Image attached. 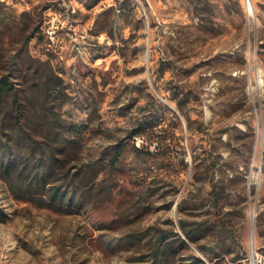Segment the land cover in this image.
<instances>
[{"label": "rangeland", "instance_id": "374dc122", "mask_svg": "<svg viewBox=\"0 0 264 264\" xmlns=\"http://www.w3.org/2000/svg\"><path fill=\"white\" fill-rule=\"evenodd\" d=\"M249 2L0 0V76L66 190L40 206L0 175V264H150L180 219L247 264L253 230L264 264V0Z\"/></svg>", "mask_w": 264, "mask_h": 264}, {"label": "trees", "instance_id": "16d2710c", "mask_svg": "<svg viewBox=\"0 0 264 264\" xmlns=\"http://www.w3.org/2000/svg\"><path fill=\"white\" fill-rule=\"evenodd\" d=\"M19 95L13 82L7 76H0V128L8 121L12 127L0 139V175L5 180L10 190L17 196L32 200L40 206L63 204L66 190L62 183H55L52 179L57 172V161L54 149L46 152L45 147L33 137L32 132L19 123L23 110ZM179 106V104H178ZM44 112L41 113L43 115ZM39 116V115H38ZM49 119V132L53 129ZM187 124L191 120L186 118ZM31 128V127H29ZM145 128H138L134 132H143ZM25 141V143H24ZM124 145L119 142L113 147L110 162H117L124 153ZM156 146H154V149ZM149 153V149H147ZM60 174V173H58ZM50 184V185H49ZM213 184V183H212ZM214 189V184L212 185ZM263 211L257 215L258 224L261 223ZM173 225V222L170 221ZM181 234L171 228H157L156 242L149 254L152 256L150 264H247L248 255L245 251H233L229 245L216 241L214 243H197L201 238L203 226L201 222L186 223L180 219ZM142 235V234H141ZM144 236V235H143ZM140 235H133L132 241L139 239ZM131 241V240H130ZM188 242L194 243L201 255L190 252L185 262H176L175 256L178 247L188 249Z\"/></svg>", "mask_w": 264, "mask_h": 264}, {"label": "water", "instance_id": "95a60500", "mask_svg": "<svg viewBox=\"0 0 264 264\" xmlns=\"http://www.w3.org/2000/svg\"><path fill=\"white\" fill-rule=\"evenodd\" d=\"M253 230L251 231V234H250V255H251V263L250 264H253V260H255V256H254V242H253Z\"/></svg>", "mask_w": 264, "mask_h": 264}, {"label": "built area", "instance_id": "2783aa9c", "mask_svg": "<svg viewBox=\"0 0 264 264\" xmlns=\"http://www.w3.org/2000/svg\"><path fill=\"white\" fill-rule=\"evenodd\" d=\"M135 143L140 146V145H143L144 144V140L142 139V137L140 136H135Z\"/></svg>", "mask_w": 264, "mask_h": 264}, {"label": "bare ground", "instance_id": "6f19581e", "mask_svg": "<svg viewBox=\"0 0 264 264\" xmlns=\"http://www.w3.org/2000/svg\"><path fill=\"white\" fill-rule=\"evenodd\" d=\"M251 1V0H250ZM247 5H248V8H247V12H248V15L250 16L251 14H252V7L250 6V2H249V0H248V3H247ZM248 29H249V24H248ZM253 264H256L255 263V260H253Z\"/></svg>", "mask_w": 264, "mask_h": 264}]
</instances>
